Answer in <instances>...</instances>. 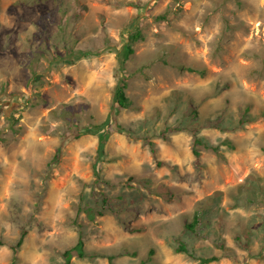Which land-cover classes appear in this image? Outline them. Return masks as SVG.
I'll use <instances>...</instances> for the list:
<instances>
[{
  "label": "rangeland",
  "instance_id": "1",
  "mask_svg": "<svg viewBox=\"0 0 264 264\" xmlns=\"http://www.w3.org/2000/svg\"><path fill=\"white\" fill-rule=\"evenodd\" d=\"M125 44L98 159L63 137L106 120ZM79 235L70 264H264V0H0V264H63Z\"/></svg>",
  "mask_w": 264,
  "mask_h": 264
},
{
  "label": "trees",
  "instance_id": "2",
  "mask_svg": "<svg viewBox=\"0 0 264 264\" xmlns=\"http://www.w3.org/2000/svg\"><path fill=\"white\" fill-rule=\"evenodd\" d=\"M142 36L140 34L139 31H136L134 33V35H132L130 37L131 42H135L137 39H141ZM133 54V49L131 48L130 45L125 44V46L123 47L121 52H117L116 54V63H117V67H116V74L115 76L117 77V82L115 85V89L112 95V104H111V112L108 115V117L106 118V120L100 124V125H95V126H89L88 128H84V129H79L77 125H74L72 127V129H69L64 137L63 140H75L80 138L81 136L87 135V134H93V135H97L98 137V144H97V150H96V154H97V158L101 159L104 156V148H105V144L106 141L108 139V135H109V131H108V125L110 124V122L115 124V127L118 130H122L119 125L116 122V115L119 112L120 108H127L128 107V99L126 98L125 94H124V90L127 86V81H128V74L126 73L125 70V64L128 60V58ZM182 70L187 71L191 74H199L200 71L193 69V68H182ZM171 131V128H169L167 130ZM194 132V131H193ZM193 155L195 156L196 159H199L200 153L196 150V147H198L201 142L199 139H197L196 137L193 138ZM212 150L214 152H217V150L215 148H212ZM61 156V149H58L55 153V156L53 158L54 162H57L60 159ZM98 161V160H97ZM95 177H98V173L96 171H94ZM104 203H107V199H103ZM89 218L93 219L94 215L91 214V211H89ZM97 215L102 216V212H99ZM200 217L198 215V213H196V215L193 218V221L187 225V230L194 232L195 227L198 225V223L200 222ZM27 236L26 231H23L20 235L19 240L17 241L16 245L11 246V250L14 253V255H17L19 249L21 248V246L24 243V240ZM178 242V246L175 249L176 253H184L189 255L190 253L188 252V249L186 248V245L181 242V241H177ZM1 245V243H0ZM84 245L85 242L82 238V235H79V238L76 242V244L74 245V247H72L71 249L65 250L62 253V258L64 260L63 264H70L71 260L73 257H77L78 259H84L86 257V253L84 250ZM153 251L150 250L149 251V256H152ZM191 257H193L192 255H189ZM113 257H109L108 261L109 264H112L113 261ZM218 259L216 257H210L207 259H200L198 264H210L214 261H217Z\"/></svg>",
  "mask_w": 264,
  "mask_h": 264
}]
</instances>
